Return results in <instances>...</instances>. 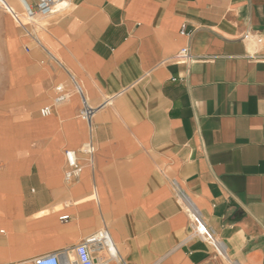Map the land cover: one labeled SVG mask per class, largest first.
<instances>
[{
  "label": "crops",
  "instance_id": "1",
  "mask_svg": "<svg viewBox=\"0 0 264 264\" xmlns=\"http://www.w3.org/2000/svg\"><path fill=\"white\" fill-rule=\"evenodd\" d=\"M61 4L35 30L61 64L0 9V264H34L102 229L118 253H100L107 264H264V45L242 41L264 38V0ZM183 48L190 65L174 63ZM70 75L100 108L92 131ZM59 84L70 100L54 106ZM90 141L93 164L79 154L67 182L65 152ZM178 194L225 258L194 235Z\"/></svg>",
  "mask_w": 264,
  "mask_h": 264
},
{
  "label": "built area",
  "instance_id": "2",
  "mask_svg": "<svg viewBox=\"0 0 264 264\" xmlns=\"http://www.w3.org/2000/svg\"><path fill=\"white\" fill-rule=\"evenodd\" d=\"M17 2L21 6V11L12 6L8 0H0V9L11 15L13 20L24 31L26 36L32 38V40H34V42L43 49L47 60L56 64H61L56 56L50 50L45 48L35 35V30L40 29L41 27V25L38 23V19H45L56 14L59 11V0H34L33 3L29 0H17ZM22 16L28 19L27 24H23ZM181 33H186L185 24H183L181 28ZM242 41L248 44H254L257 48H260L264 45V38L261 36H256L250 30L244 33L242 36ZM249 58L252 60H258L259 57L257 53H250ZM193 62L194 57L192 56L189 48H183L174 58V63L178 65H190ZM70 80L75 92L80 96L82 101L80 116L89 123L90 129L92 131L93 119L100 108H94L89 104L83 86L74 76L70 75ZM180 81L185 82V79L182 78ZM69 100L70 92L67 90V88L62 84L55 86L53 101L54 106L64 105L68 103ZM108 104L109 103H106L101 107H104ZM52 114L53 106H45L40 110V116L43 118H47ZM95 152L96 149L91 141L84 144L79 152L75 150H67L65 152L67 165L65 180L67 182H73L81 177L83 167L79 164V154L85 156L87 162L92 165ZM178 196L185 203V210L189 217L190 225L194 235L203 242L211 245L215 249L218 256L225 258L226 252L224 245L209 229L198 208L192 203L188 202L183 194H178ZM70 220V215L62 216L59 219L61 224H67ZM103 251L108 252L110 259H118L117 250L111 241L107 230H101L97 234L90 236L83 242L77 244L72 249L40 256L34 260V264H107L108 261H105L100 257V253Z\"/></svg>",
  "mask_w": 264,
  "mask_h": 264
},
{
  "label": "rangeland",
  "instance_id": "3",
  "mask_svg": "<svg viewBox=\"0 0 264 264\" xmlns=\"http://www.w3.org/2000/svg\"><path fill=\"white\" fill-rule=\"evenodd\" d=\"M24 21H23V23L24 24H27L28 23V19H23ZM38 23L40 24V25H42V24H45V21H44V18H39L38 19ZM31 27V26H30ZM103 230V229H102Z\"/></svg>",
  "mask_w": 264,
  "mask_h": 264
},
{
  "label": "bare ground",
  "instance_id": "4",
  "mask_svg": "<svg viewBox=\"0 0 264 264\" xmlns=\"http://www.w3.org/2000/svg\"><path fill=\"white\" fill-rule=\"evenodd\" d=\"M65 4H61V5H59V8L60 7H62V6H64ZM23 19H25V17L24 16H22V22L24 21ZM27 19V18H26ZM24 24V23H23ZM111 239V238H110Z\"/></svg>",
  "mask_w": 264,
  "mask_h": 264
}]
</instances>
